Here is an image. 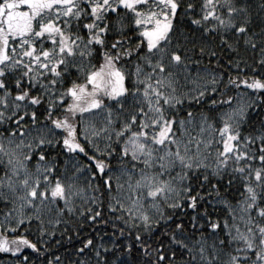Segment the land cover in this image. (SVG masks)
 Masks as SVG:
<instances>
[{
    "label": "snow or ice",
    "instance_id": "obj_1",
    "mask_svg": "<svg viewBox=\"0 0 264 264\" xmlns=\"http://www.w3.org/2000/svg\"><path fill=\"white\" fill-rule=\"evenodd\" d=\"M0 264H264V0H0Z\"/></svg>",
    "mask_w": 264,
    "mask_h": 264
}]
</instances>
